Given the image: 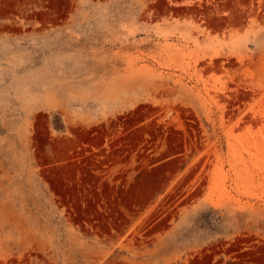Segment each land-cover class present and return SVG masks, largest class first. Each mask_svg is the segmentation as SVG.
Here are the masks:
<instances>
[{"label": "rangeland", "instance_id": "obj_1", "mask_svg": "<svg viewBox=\"0 0 264 264\" xmlns=\"http://www.w3.org/2000/svg\"><path fill=\"white\" fill-rule=\"evenodd\" d=\"M0 264H264V0H0Z\"/></svg>", "mask_w": 264, "mask_h": 264}]
</instances>
